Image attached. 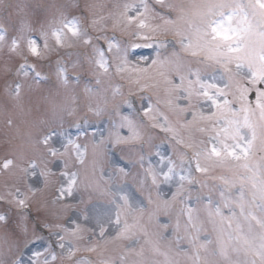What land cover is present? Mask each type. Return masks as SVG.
<instances>
[{
	"label": "snow or ice",
	"instance_id": "snow-or-ice-1",
	"mask_svg": "<svg viewBox=\"0 0 264 264\" xmlns=\"http://www.w3.org/2000/svg\"><path fill=\"white\" fill-rule=\"evenodd\" d=\"M97 7L87 0L6 5L0 71L6 98L19 102L26 83L38 89L48 82L43 64L57 54V84L80 87L54 104L51 121H41L37 143L56 165L42 174L60 178L54 204L75 210L83 192L89 202L108 197L113 210L92 213L96 227L86 240L76 219L71 227L30 223V198L39 189L8 188L0 195V257L7 256L0 264H264V0H120L99 6L103 15ZM105 114L107 131L89 123ZM66 117L74 118L67 131ZM144 126L165 140L146 158L140 154L133 191L125 190L130 168L122 164L107 176L94 164L98 179L85 183L82 139L91 137L107 154L109 147L143 145ZM13 164L4 159L0 170ZM36 167L31 160L24 171L35 179L29 169ZM113 175L123 180L118 191ZM37 231L49 233L46 246L38 247L44 238Z\"/></svg>",
	"mask_w": 264,
	"mask_h": 264
},
{
	"label": "rangeland",
	"instance_id": "rangeland-1",
	"mask_svg": "<svg viewBox=\"0 0 264 264\" xmlns=\"http://www.w3.org/2000/svg\"><path fill=\"white\" fill-rule=\"evenodd\" d=\"M38 1L39 2L37 4H34L32 1L29 5L34 8L36 5H48L53 2H55L57 5H67L70 3V0ZM18 2H20V0H0V17L6 15L5 10L10 11V9L5 8L6 5H15ZM85 2L86 0H80L81 5H83ZM87 2L97 5V12L103 15L107 9H102L99 6L107 5V7L111 9L113 5L120 2V0H87ZM76 12L78 11L73 10V14ZM44 15H46V11L44 9H40L41 19L44 17ZM2 18L4 17H1V19ZM142 51L144 54H148L145 50ZM53 55H56V53ZM5 59H7L6 51L0 52V64H2ZM81 85H83V83ZM54 86L55 85L52 87ZM52 87L47 88V86L41 85L38 89H29L26 83L25 92L21 100L19 102L13 101L7 99L5 96L3 86V72L0 71V161L8 158H11L14 161L13 166H11L7 171L0 170V195H3L8 188L18 187L21 189V191L26 193L29 192V186L39 189L35 195L31 196L30 198V208H32L30 212L33 214L35 211L37 214L34 218L31 217L29 221L30 223H39L44 219H47L54 225L63 224L71 227V219H76L84 228L83 235L86 237V240H91L92 233L88 230L96 227L95 220L92 218V213L95 210L111 213L113 210V206L109 202L108 197L93 195L91 201L89 202L88 194L82 192L78 195L77 199L79 200L83 198V202L76 203V211H72V208H64L61 202H57L55 204L53 203V200L56 196V189L60 180L59 176L50 174L45 177L42 174L48 169H54L56 165L51 162V158L47 157L44 148L39 143H37L40 133L44 127L41 124V121H51L53 119L54 104L63 103L66 98L72 95L73 88L79 92L80 86L72 85L69 88H64L58 85L54 88ZM125 90H127V87H125ZM82 97L83 96H81V98ZM138 106L139 104H137V107ZM70 118L71 117H68L67 120ZM10 119L12 120L11 126L8 124ZM97 125L99 126L98 128L105 129L106 127L103 122H98ZM110 128L111 127H109V129ZM142 130L145 136V141L147 142L149 140H154L160 135L165 136L163 133L157 132L156 130L148 128L147 126H144ZM84 140L85 142H89L88 145L92 144L91 137L85 138ZM135 147L141 151L148 149L149 146L148 144H135ZM88 150L89 151L85 165L80 169L81 176L84 178L85 183H89L95 179H98V175L93 174L94 164L102 167L106 176L115 171L114 165L119 164L115 155L112 157L108 154V159L110 158L109 161L111 166L109 167L105 163L106 154H102L100 148L92 145V149L89 148ZM104 152H106V149ZM31 160H36L37 162V167L35 169H29V172L34 171L36 173L35 179H33L31 175L24 171L28 162ZM140 171L141 170H139V173ZM217 171L219 172V170ZM132 179H138V177H130L129 180ZM111 183L113 190L118 191V186L123 183V180L118 176L115 177V175H113ZM124 187L127 191H133V188L129 183L125 184ZM102 200H106L107 204L106 202L102 203ZM92 202H94V204H90ZM69 211H71V215L69 218H67V221L64 224L62 223L61 219L63 215ZM85 212L90 218L87 220H81L80 216ZM104 220L106 221L107 217H104ZM55 231L56 229L53 228L52 232ZM39 233L42 234L44 241L41 245H38V247H44L47 245L50 239L49 233L37 231L35 235L38 236ZM3 234L4 229L3 227H0V237H2ZM30 238H33L32 233H29L27 237H21L20 244L29 240ZM86 240H81L79 243L84 244ZM54 246L55 239L52 237V248H54ZM118 250V246L115 244L108 246V252L112 254H115ZM57 254L59 255L58 249ZM0 258L7 259V256ZM56 264H73V261L68 259H58Z\"/></svg>",
	"mask_w": 264,
	"mask_h": 264
}]
</instances>
